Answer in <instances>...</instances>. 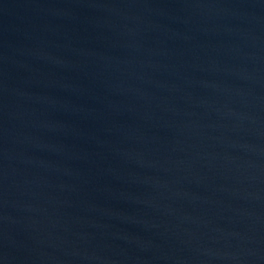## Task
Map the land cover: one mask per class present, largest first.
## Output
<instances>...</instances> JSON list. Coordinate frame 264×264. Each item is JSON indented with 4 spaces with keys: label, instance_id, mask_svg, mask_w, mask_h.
<instances>
[{
    "label": "water",
    "instance_id": "water-1",
    "mask_svg": "<svg viewBox=\"0 0 264 264\" xmlns=\"http://www.w3.org/2000/svg\"><path fill=\"white\" fill-rule=\"evenodd\" d=\"M0 264H264V0H0Z\"/></svg>",
    "mask_w": 264,
    "mask_h": 264
}]
</instances>
